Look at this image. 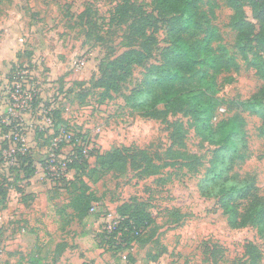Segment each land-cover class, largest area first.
<instances>
[{
	"label": "rangeland",
	"instance_id": "374dc122",
	"mask_svg": "<svg viewBox=\"0 0 264 264\" xmlns=\"http://www.w3.org/2000/svg\"><path fill=\"white\" fill-rule=\"evenodd\" d=\"M126 1L128 17L138 9L158 25L157 44L121 92L102 102V90L95 86L102 63L138 45L129 37L131 21L123 22L116 12ZM244 2L249 20L258 26L252 7ZM212 6V22L240 62V70L231 73L234 82L226 83L225 75L219 77V95L227 107L220 113L229 117L237 111L234 101L252 96L263 81L237 48L236 32L230 26L233 9L226 0L203 1L204 9ZM168 30L151 0L0 2V189H8L6 198L0 193V201L6 203L0 206V264H27L34 258L42 264L87 260L96 264H246L251 245L259 249L260 264H264V240L257 229L231 228L218 199L201 194L199 184L216 146L201 138L194 121L183 113H170L165 120L145 118L125 103L147 67L161 61L170 41ZM254 52L263 53L255 42L250 58ZM77 63L82 64L79 70ZM244 116L246 158L232 164L230 173L253 180L264 197L262 120L249 113ZM56 127H66L87 145L88 162L76 178L74 171L64 172L74 183L63 177L55 180L48 172ZM18 142L38 160V172L31 180H23L24 171H17L18 153L10 154ZM75 147L63 145L57 160L68 157ZM116 147L130 148L127 168L102 170L98 156ZM144 152L161 165L159 174H141L142 166L137 165ZM83 182L95 194L92 204L97 207L79 218L69 201L75 185L82 187ZM143 211L151 213L152 221L130 250L116 251L105 242L102 233L111 215Z\"/></svg>",
	"mask_w": 264,
	"mask_h": 264
},
{
	"label": "trees",
	"instance_id": "16d2710c",
	"mask_svg": "<svg viewBox=\"0 0 264 264\" xmlns=\"http://www.w3.org/2000/svg\"><path fill=\"white\" fill-rule=\"evenodd\" d=\"M151 1L157 15L166 19L170 41L161 53V61L147 67L141 82L126 95L125 103L145 118L165 120L170 113L189 116L201 138L216 146L211 166L199 184L201 194L218 199L231 228L252 226L264 240V197L258 194L253 180L230 173L232 164L246 158L248 139L244 113L261 118L260 133L264 137V0H247L258 26L249 20L244 0H226L234 11L230 26L236 32L237 48L263 81L260 89L252 96L234 101L237 111L229 117H222L220 113L221 108L227 110V107L219 95V77L225 75L226 83L234 82L235 77L231 73L240 70V62L224 43L219 27L212 22L215 14L213 6L204 9V0ZM116 12L123 22L131 21L129 37L138 45L102 63L101 76L95 82V86L102 90V102L113 99L115 94L121 92L123 84L133 75L136 67L144 66L157 44L156 32L159 27L149 16L137 9V14L128 17L127 1L118 6ZM254 42L263 53L254 52L250 58L249 52ZM62 129L68 131L66 127H56L55 135ZM78 139L74 135L72 143L76 147L67 163V171H74L75 178L88 162V155L84 152L87 145ZM129 151L128 147H116L99 155L97 163L102 170H125L131 156ZM17 153L20 164L17 171H24L21 177L27 180L36 172L33 154L30 149L25 153ZM139 161L137 166H142L141 174H159L161 165L154 163L148 153L144 152ZM67 179L62 178L64 181ZM74 180L68 179L70 183H74ZM19 190L21 193L24 191ZM1 192L6 198L8 189H0ZM4 200L0 201L1 207L6 205ZM94 200L95 194L91 187L83 182L82 187L75 185L69 206L79 218H84L91 212ZM120 217L112 232L104 229L102 234L105 242L116 251H127L143 237L150 226L152 215L147 211L122 212ZM260 260L259 249L251 245L250 262L246 264H260ZM27 264H42V261L34 258ZM81 264L96 263L87 260Z\"/></svg>",
	"mask_w": 264,
	"mask_h": 264
},
{
	"label": "built area",
	"instance_id": "2783aa9c",
	"mask_svg": "<svg viewBox=\"0 0 264 264\" xmlns=\"http://www.w3.org/2000/svg\"><path fill=\"white\" fill-rule=\"evenodd\" d=\"M77 70L80 69V67L82 66L81 63H77ZM19 89V85L16 83L15 85V91ZM15 98V97H14ZM16 100V99H15ZM32 102V101H31ZM225 109L224 108H221L220 111H224ZM51 123H52V120L50 119ZM19 137L15 136L14 139H18ZM73 138H74V135L65 130V129H62L59 134L55 135L54 138H53V141L50 145V149H49V153H50V160H51V165H50V169H48V172L52 173L54 175L53 179H58L59 177L62 178V177H65V170H67V163L69 161V156L68 157H64L63 159L61 160H57V156L59 154V150L62 148V145L63 144H72V141H73ZM79 142H82L78 139ZM20 144V145H19ZM19 145V146H18ZM27 150H29L28 147H26V145L23 143V142H18L17 143V147H15L14 149H12V151H10V154H13V156L15 157V154L18 152V151H21L23 153H25ZM84 152L87 153L88 152V149H87V146H85V149H84ZM56 162H57V167L56 168ZM62 170V171H61ZM62 174V175H61ZM96 205L94 204L92 207H91V212H95L96 210ZM111 219H108L107 222H106V225H105V230H108L109 232H112L117 224L119 223L121 217L120 215H116V216H112L111 215ZM123 258L126 259L127 258V254H123Z\"/></svg>",
	"mask_w": 264,
	"mask_h": 264
},
{
	"label": "crops",
	"instance_id": "0c3cea01",
	"mask_svg": "<svg viewBox=\"0 0 264 264\" xmlns=\"http://www.w3.org/2000/svg\"><path fill=\"white\" fill-rule=\"evenodd\" d=\"M37 149H38V148H37ZM35 151H36V150H35ZM35 151H34V152H35ZM42 160H43V159H42ZM37 162H38V160H36V159H35V156H34V166L36 167V172H35V174L38 172V169H37V167H38V166H37ZM39 165H41V164H39ZM42 173H43V175L45 176V170H42ZM35 174H34L31 178H29V179H27V180H31V179H33V177L35 176ZM43 175H42V176H43ZM44 176H43V177H44Z\"/></svg>",
	"mask_w": 264,
	"mask_h": 264
}]
</instances>
